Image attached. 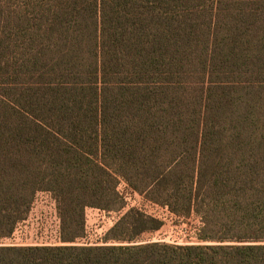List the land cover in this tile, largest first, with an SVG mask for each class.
<instances>
[{
  "label": "trees",
  "instance_id": "obj_1",
  "mask_svg": "<svg viewBox=\"0 0 264 264\" xmlns=\"http://www.w3.org/2000/svg\"><path fill=\"white\" fill-rule=\"evenodd\" d=\"M121 181L199 243H138L163 223L130 208L0 264H264V0H0V239L46 192L73 243Z\"/></svg>",
  "mask_w": 264,
  "mask_h": 264
},
{
  "label": "rangeland",
  "instance_id": "obj_2",
  "mask_svg": "<svg viewBox=\"0 0 264 264\" xmlns=\"http://www.w3.org/2000/svg\"><path fill=\"white\" fill-rule=\"evenodd\" d=\"M118 185V191L125 197V207L119 211L120 217L130 208H135L149 215H158L155 208L148 200L138 193H132L128 190L126 184L122 181ZM96 208H87L85 210V227L83 236L76 239L73 243H64L60 239V219L57 213L55 201L49 193L40 192L36 195L32 207L25 220L20 222L13 235L9 238L0 239V245L3 246H49L61 245H102L106 244L105 236L109 229L119 220L114 222L107 211ZM115 212V211H111ZM171 216L163 214L161 218L162 227L154 232L142 234L138 243L145 242H164L176 245L198 244L196 236L202 225L199 215L193 213L190 217L183 218L175 216L171 211ZM55 214L57 215L54 218ZM119 217V218H120ZM41 218L47 221L42 224ZM115 218V216H114ZM38 223L41 225L36 226ZM59 231V234H58ZM113 244L112 242H107Z\"/></svg>",
  "mask_w": 264,
  "mask_h": 264
},
{
  "label": "built area",
  "instance_id": "obj_3",
  "mask_svg": "<svg viewBox=\"0 0 264 264\" xmlns=\"http://www.w3.org/2000/svg\"><path fill=\"white\" fill-rule=\"evenodd\" d=\"M122 182V181H121ZM120 185V184H119ZM118 189V188H117ZM132 193H136V192H132ZM140 195V194H139ZM154 208H155V210H156V212H159L158 213V215H151V216H153V217H155V218H161V216L162 215H159V214H163V215H167V214H169L170 216H171V213H170V210L168 209V207L167 206H162V205H158V204H156V203H152V202H150V201H148ZM104 212V211H103ZM107 215H109V216H111V220L113 221L114 220V222H116L118 219H119V215H120V212L118 211V212H107ZM114 216H115V218H114ZM57 217V215L55 214V216H54V218H56ZM41 221H42V224H44L45 225V223L47 222V221H45V219L44 218H41L40 219ZM160 220V219H159ZM20 224V223H19ZM18 224V225H19ZM17 225V226H18ZM41 224L40 223H38V220H37V224H36V226L37 227H39ZM16 229H17V227H16ZM58 234H59V231H58ZM59 241H60V239H59ZM42 246H49V245H42Z\"/></svg>",
  "mask_w": 264,
  "mask_h": 264
},
{
  "label": "crops",
  "instance_id": "obj_4",
  "mask_svg": "<svg viewBox=\"0 0 264 264\" xmlns=\"http://www.w3.org/2000/svg\"><path fill=\"white\" fill-rule=\"evenodd\" d=\"M99 211V210H98Z\"/></svg>",
  "mask_w": 264,
  "mask_h": 264
}]
</instances>
